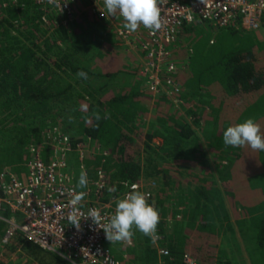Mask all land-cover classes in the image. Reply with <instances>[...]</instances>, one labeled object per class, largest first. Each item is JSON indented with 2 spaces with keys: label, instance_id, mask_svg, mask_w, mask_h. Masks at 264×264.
<instances>
[{
  "label": "trees",
  "instance_id": "16d2710c",
  "mask_svg": "<svg viewBox=\"0 0 264 264\" xmlns=\"http://www.w3.org/2000/svg\"><path fill=\"white\" fill-rule=\"evenodd\" d=\"M75 11L68 23L60 14L44 21L34 0H0V170L22 177L36 152L47 162L52 136L66 137L72 149L92 145L84 167L89 177L105 173L104 200L120 199L141 180L156 184L147 201L159 212L156 232L133 227L131 239L109 243L119 264H184V255L198 264H242L227 203L251 264H264V152L222 140L226 127L247 118L264 134V16L254 30L198 17L184 23L164 45L175 70L164 64L162 76L176 89L152 93L142 73L146 28L131 32L128 44L87 5ZM113 19L125 29L123 17ZM236 172L247 189L237 194ZM17 251L52 253L19 233L0 256Z\"/></svg>",
  "mask_w": 264,
  "mask_h": 264
},
{
  "label": "built area",
  "instance_id": "2783aa9c",
  "mask_svg": "<svg viewBox=\"0 0 264 264\" xmlns=\"http://www.w3.org/2000/svg\"><path fill=\"white\" fill-rule=\"evenodd\" d=\"M13 1L4 0L6 3ZM34 4L41 20L47 21L52 15L60 14V19L65 23L76 19V7L87 5L96 17L106 19L123 41L128 44L135 41L131 32L122 29L114 21V15L122 17L119 12L107 14L104 0H71L70 3H64V0H34ZM157 5L161 27L155 31L146 28L145 38L140 41L145 54L142 58V73L147 75L152 93L166 91L168 85L174 88L170 78L162 76L164 64H168V70H175L174 65L168 63V52L164 45L175 41L184 23L198 17L210 20L220 28L240 22L243 28L254 30L259 27L264 16V0H189L188 4L178 0H161L157 1ZM135 37H139L138 33ZM47 142L52 149L49 160L44 162L36 152L26 165L27 172L22 177L8 169L0 170V226L3 225L0 246L7 245L19 233L70 264H119L113 259L108 247L112 241L106 238L103 230L107 228L118 200L117 197L112 200H104L102 197L105 173L97 171L94 177L87 174V187L76 189L85 193L78 206L77 217H81L79 228L69 224L67 219L72 212L71 190L76 188L68 172L67 153L75 151L79 169L86 172L84 160L89 154L96 153V150H88L79 144L72 149L64 136L49 137ZM133 189L145 193L148 201L153 196L156 184L142 180L129 184L120 199ZM93 208L100 213L96 223L90 217H85L89 209ZM160 252L167 254L166 250ZM183 262L198 264L189 255H184Z\"/></svg>",
  "mask_w": 264,
  "mask_h": 264
},
{
  "label": "clouds",
  "instance_id": "9594fccd",
  "mask_svg": "<svg viewBox=\"0 0 264 264\" xmlns=\"http://www.w3.org/2000/svg\"><path fill=\"white\" fill-rule=\"evenodd\" d=\"M70 2L71 0H64V3ZM104 8L108 15L119 12L125 21L123 27L129 32L136 31L140 25L152 31L161 27L157 0H104ZM76 75L84 80L88 79V74L84 71H78ZM99 118L97 115V119ZM222 140L225 146L238 148L247 145L252 150L264 152V134H261L260 125L253 118L226 127L222 133ZM87 184V173L81 171L76 188L71 190L72 212L67 217L69 224L77 228L81 219L77 217L78 206L85 193L76 189H84ZM109 191H115V188H110ZM99 216V211L93 208L89 209L85 217H90L96 223ZM158 223L159 212L154 204L147 202L145 193L133 189L116 201L114 213L107 228L103 230L110 242L122 241L131 239L134 235L133 227L146 236H152L156 232Z\"/></svg>",
  "mask_w": 264,
  "mask_h": 264
},
{
  "label": "rangeland",
  "instance_id": "374dc122",
  "mask_svg": "<svg viewBox=\"0 0 264 264\" xmlns=\"http://www.w3.org/2000/svg\"><path fill=\"white\" fill-rule=\"evenodd\" d=\"M158 141V140H156ZM92 145H86V148L89 150ZM67 163H68V172L70 175L77 177L80 175L81 170L79 169V163L77 160V153L71 151L67 153ZM75 166L74 172L73 167ZM53 253H39L37 256H30L27 253H22L20 251L7 253L0 256V262H9L11 264H53L52 258L50 257Z\"/></svg>",
  "mask_w": 264,
  "mask_h": 264
},
{
  "label": "crops",
  "instance_id": "0c3cea01",
  "mask_svg": "<svg viewBox=\"0 0 264 264\" xmlns=\"http://www.w3.org/2000/svg\"><path fill=\"white\" fill-rule=\"evenodd\" d=\"M241 167H240V165H236V167H235V171H237V169H240ZM242 175H244V173L242 172H240L239 173V176H238V173L236 172L235 173V176H236V178H235V186H236V194L238 193V191H243V192H245L247 189H245V182L242 180ZM238 181H240V187L238 186ZM244 183V184H243ZM245 190V191H244ZM255 197H256V199L257 200H259L260 198L257 196V195H255ZM227 203V202H226ZM226 206H227V208H228V211H229V214H230V216H231V224L233 225V229H234V233H233V235H232V238H235L236 240H237V242L240 244V253L239 252H237V254H235V253H233L234 255H235V257L237 258V260L239 261V263H241L242 262V264H251V261H250V258H249V255H248V253H247V250H246V245H245V243H243L242 244V240H241V237H240V235H239V231L237 230V228H236V226L234 225V223H235V216H234V210H233V212H232V208L230 207V205L227 203L226 204ZM237 211H239V209H236L235 210V213H237ZM229 237H230V239H231V235L229 234ZM230 242V241H229ZM233 242V241H232ZM231 242V243H232ZM232 247H233V245H232ZM214 256H215V260L217 259V256L216 255H218L217 254V251H215L214 253ZM230 257H232V255L230 256Z\"/></svg>",
  "mask_w": 264,
  "mask_h": 264
}]
</instances>
